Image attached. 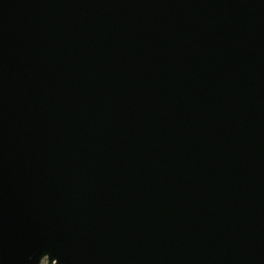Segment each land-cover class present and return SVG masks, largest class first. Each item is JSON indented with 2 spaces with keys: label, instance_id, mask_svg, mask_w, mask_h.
I'll use <instances>...</instances> for the list:
<instances>
[{
  "label": "water",
  "instance_id": "obj_1",
  "mask_svg": "<svg viewBox=\"0 0 264 264\" xmlns=\"http://www.w3.org/2000/svg\"><path fill=\"white\" fill-rule=\"evenodd\" d=\"M0 264H264V0H0Z\"/></svg>",
  "mask_w": 264,
  "mask_h": 264
}]
</instances>
